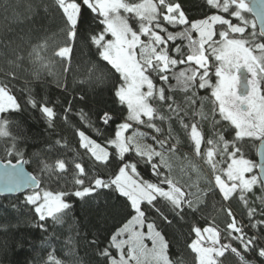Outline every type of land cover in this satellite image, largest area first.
Listing matches in <instances>:
<instances>
[{
  "label": "snow or ice",
  "instance_id": "snow-or-ice-1",
  "mask_svg": "<svg viewBox=\"0 0 264 264\" xmlns=\"http://www.w3.org/2000/svg\"><path fill=\"white\" fill-rule=\"evenodd\" d=\"M204 3L211 14L189 20L182 6L173 0H55L57 9L62 12L69 40L79 35L85 11L98 25L99 30L86 38L95 47L99 61L106 62L110 66L108 70L118 74L114 97L119 106L126 108V116L124 122L116 126L114 139L107 141L114 148L111 159L117 160V170L108 179L91 177L81 163H75L72 190L43 189L25 197L24 203L31 206L41 230L47 231L49 219L54 225L63 223V218L73 207L72 198L83 200L98 190L110 189L126 198L134 214L111 235L109 247L100 252L107 264H183L182 260L171 258L169 242L157 230L155 222L146 223L148 217L144 207L147 205L148 211H155L170 224L159 204L182 215L185 206L196 212L199 208L194 205L204 202L205 193L198 183L189 185L201 193L194 201L189 198L194 193L185 191L172 175L171 160L177 152L176 144L170 143L174 139L171 121L175 116L189 138L194 155L209 169L208 183L212 187L208 191L218 194L223 201L238 195L247 207L249 219V225L245 226L237 222L231 209L226 210L230 222L226 224L224 238L230 243H223L222 234L215 227L193 226L191 231L196 239L187 247L194 254L195 264H223L226 254L234 256L238 264H253L244 253H254L256 264H264V246L258 243L260 235L248 236L245 232V227H257L253 222L257 209L248 207L245 194L252 193L257 184L264 190V176L246 175L257 165L244 158L239 146L245 139L264 145V0H204ZM248 12L259 19V32L255 31V20L250 21L244 15ZM168 26L183 27L172 32ZM249 27L253 31L249 32ZM177 40L187 41L186 52L184 46L169 44ZM71 51V47L65 46L55 55L63 59ZM34 52L36 59L41 60L39 52L36 49ZM5 75L13 77L14 73L6 72ZM172 80L176 83L172 84ZM199 90L208 95L198 96ZM177 91L184 94L183 108L174 99ZM197 102L200 110L195 114L201 120L208 119L204 109L210 104L213 128L222 125L224 131L233 133L232 141L226 139L223 131L214 132L206 141L207 147L202 149L204 137L199 122L189 125L180 116L182 111L187 115V108ZM27 103L33 108L38 107L52 126L56 116L53 108L38 104L31 95ZM161 105L166 106L168 114L161 111ZM19 110L20 104L7 83L0 82V114L11 115ZM80 115L82 120L87 119L83 112ZM100 119L104 125H110L115 117L105 112ZM157 120L160 124L169 123L167 135ZM9 124L8 119L0 116V138L11 141L5 149L6 154L22 156L16 147V138L8 130ZM133 124L154 130L151 137L154 144L142 143L148 136L146 132L133 130L132 135L126 136ZM96 131L99 133V129ZM77 135L80 148L90 153L95 161L110 162V153L105 147L90 139L84 131H78ZM130 153H134L132 161L127 160L126 154ZM184 159L199 180V166L192 164L188 156ZM224 161H227L226 167L222 166ZM140 162L150 167L155 182L138 178ZM9 164L10 167L0 173V191L12 193L25 187H40L36 176L25 174L10 161ZM41 165L42 172L57 176L67 170L63 160H58L54 166L41 161ZM260 202L259 213L264 216V196L260 197ZM145 225L147 231L140 230ZM146 241L151 242V247ZM47 264L63 262L49 253Z\"/></svg>",
  "mask_w": 264,
  "mask_h": 264
},
{
  "label": "trees",
  "instance_id": "trees-1",
  "mask_svg": "<svg viewBox=\"0 0 264 264\" xmlns=\"http://www.w3.org/2000/svg\"><path fill=\"white\" fill-rule=\"evenodd\" d=\"M173 2L182 6L189 20L211 14L204 0ZM247 16L250 17L249 12ZM133 27L136 25L133 24ZM182 27L168 26V30L176 32L182 30ZM98 30L91 14L85 11L79 25V35L71 40L72 51L66 70L64 73L59 70L58 76L53 79L43 74V65L51 61L53 52L61 43L69 40L62 12L57 9L55 0H0V82L7 83L20 104L19 111L0 116L10 121L8 130L16 138V147L22 153V156L7 155L5 149L10 146L11 141L0 138V161L24 160L27 170L40 181L37 191L72 190L75 163H81L89 176H99L102 179H108L117 170V160L111 159L114 148L107 141L114 139L116 126L124 122L126 108L119 106L114 97V90L119 83L118 74L114 70L109 71L110 66H107L106 62L99 61L95 47L86 38L88 34ZM169 44L184 46V51H187V41H170ZM34 49L39 52L41 60L36 59ZM6 72H12L14 76H6ZM171 83L175 84L176 81L172 80ZM157 85L160 86L159 81ZM29 95L35 98L38 104L44 103L54 109L56 116L51 127L39 108H33L27 103ZM197 95L205 96L208 93L199 90ZM174 99L182 108L185 106L182 92H175ZM160 108L168 114L165 105ZM210 109V104L205 106L204 111L208 113L206 120H201V117L195 114L200 110L199 102L187 108V115L183 111L180 113L186 124L199 122L204 137L203 149L207 147L206 141L214 132L223 131L227 140L234 139L233 133L224 131L222 125L213 128ZM81 112L86 114L87 119H81ZM105 112L115 117L110 125H104L100 119ZM156 123L167 135L169 123L160 124L159 120ZM171 128L174 139L170 143L177 146L176 155L171 160L172 175L180 181L185 191L194 193L189 197L194 201L201 193L195 186L189 185L198 183L205 193L204 202L194 205L199 208L196 212L185 206L182 215H176L168 206L159 204L158 207L167 215L170 224L162 220L155 211H148V206L144 205L148 217L146 223L155 222L157 230L161 231L169 242L171 258L182 260L183 264H195L194 254L187 247L196 238L195 233L191 231L192 227H215L220 230L223 243H230L224 238L226 224L230 222L226 210L231 209L237 222L247 226V207L238 195L229 201H223L218 194L208 191L212 187L208 183V170L199 157L194 155L189 138L175 116L171 121ZM96 129H99V133ZM137 129L148 133L145 140L154 144L151 138L154 130H146L142 125L133 124L126 134L129 135L132 130ZM78 131H84L90 139L105 147L110 153V162L105 164L95 161L90 153L80 148ZM258 142L245 139L239 144L244 158L255 165ZM126 155L128 161L133 160L134 153ZM185 156H188L192 164L199 166V180L197 174L188 166ZM58 160L66 163L67 170L63 175L41 171V161L54 166ZM226 164L227 161H224L222 166L226 167ZM251 173L257 174L256 167ZM138 174V178L156 181L150 167H146L143 162L138 166ZM32 193L0 196V264H47L49 253H53L63 264H107L100 252L109 247L111 235L134 214L126 198L110 189H102L83 200L72 198L73 207L63 218V223L54 225L49 219L47 231H43L38 226L40 222L31 206L24 203L25 197ZM245 195L248 207L257 209V214L253 217L257 227H245V232L248 236L260 235L258 243L264 246V216L259 213L262 207L260 197L264 196V190L257 184L252 193ZM112 254L115 255L114 249ZM244 255L256 264L254 253ZM223 264H238V261L231 254H226Z\"/></svg>",
  "mask_w": 264,
  "mask_h": 264
},
{
  "label": "water",
  "instance_id": "water-1",
  "mask_svg": "<svg viewBox=\"0 0 264 264\" xmlns=\"http://www.w3.org/2000/svg\"><path fill=\"white\" fill-rule=\"evenodd\" d=\"M246 2H250V0H246ZM249 14L255 20L256 25H257V31L259 32V30H260L259 19H256L254 13L249 12ZM256 158H257V162H256V165H257L256 173L257 174L256 175L258 177L264 176V145H261L260 142H258V144L256 146ZM11 164H15L18 169H23L25 174L33 175L31 172H29L27 170L24 160H19V163H18V161L11 162ZM7 167H10L9 161H0V173L4 172L5 168H7ZM0 187H2V185H0ZM39 188H36L35 186L25 187V188L21 189L19 192H12V193L0 191V196H18V195H21L25 192L37 191Z\"/></svg>",
  "mask_w": 264,
  "mask_h": 264
},
{
  "label": "rangeland",
  "instance_id": "rangeland-1",
  "mask_svg": "<svg viewBox=\"0 0 264 264\" xmlns=\"http://www.w3.org/2000/svg\"><path fill=\"white\" fill-rule=\"evenodd\" d=\"M244 15L251 21V20H254L252 17H251V15H250V17H248L247 16V13H244ZM233 22L235 23L236 21L235 20H233ZM249 29L250 30H253L251 27H249ZM256 31H257V27H256V29H255ZM142 39H146V38H144V37H142ZM70 45H71V40H65L63 43H61V45H59L57 48H56V50L53 52V55H52V59H51V61L47 64V67H45L44 68V73L43 74H45V75H47V76H49L50 78H56L57 76H58V72H59V70H62V72L64 73V70H66V66H67V63H68V57L67 58H60V57H57L56 55H55V52L56 51H58V49L59 48H61V47H65V46H69L70 47ZM61 68V69H60ZM213 79L215 80V77L213 76ZM144 119H147L146 117L144 118ZM145 129V128H144ZM138 130V129H137ZM146 130H147V128H146ZM140 131V130H139ZM132 132H133V130H132ZM132 132L129 134V135H132ZM125 135L127 136V134L125 133ZM142 143H145V144H151L150 142H148V141H146V140H144V141H142ZM206 168V170H208V173H209V175H207V177L208 178H210L209 176H211V174H210V172H209V169L207 168V166L205 167ZM246 175H248V176H250V175H254V174H252V173H248V174H246ZM257 176V175H256ZM140 230H142V231H147V229H146V225H145V227L143 228V229H140ZM207 236V234H205V237ZM196 239V238H195ZM146 243L148 244V246L149 247H151V242L150 241H146Z\"/></svg>",
  "mask_w": 264,
  "mask_h": 264
},
{
  "label": "flooded vegetation",
  "instance_id": "flooded-vegetation-1",
  "mask_svg": "<svg viewBox=\"0 0 264 264\" xmlns=\"http://www.w3.org/2000/svg\"><path fill=\"white\" fill-rule=\"evenodd\" d=\"M203 149V148H202Z\"/></svg>",
  "mask_w": 264,
  "mask_h": 264
}]
</instances>
